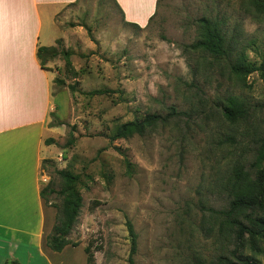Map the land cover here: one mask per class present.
I'll return each instance as SVG.
<instances>
[{
  "label": "rangeland",
  "instance_id": "obj_1",
  "mask_svg": "<svg viewBox=\"0 0 264 264\" xmlns=\"http://www.w3.org/2000/svg\"><path fill=\"white\" fill-rule=\"evenodd\" d=\"M121 1L129 16L144 17L152 5ZM242 1L157 0L148 23L133 26L114 0H81L58 12L56 26H44L45 35L56 37L53 47L69 52L72 69L62 55L46 62L59 108L47 126L60 134L51 138L55 159L41 165L42 189L51 181L59 191L56 171L68 169L79 175L83 197L69 236L79 245L53 257L54 264H87V247L95 264H129L127 221L138 235L135 264L208 263L222 253L210 209L225 207L220 185L234 162L251 169L256 140L264 136V110L233 125L221 105L228 95L249 105L264 103V79L259 72L239 79L229 60L191 45L199 38L197 20L218 17L229 37L255 40L257 53L248 52L264 63V18L247 13ZM171 107L185 115L142 136L110 139L121 124L166 116ZM229 136L237 142L227 143ZM60 204L53 194L46 206L57 215ZM258 260L264 264V255Z\"/></svg>",
  "mask_w": 264,
  "mask_h": 264
},
{
  "label": "crops",
  "instance_id": "obj_2",
  "mask_svg": "<svg viewBox=\"0 0 264 264\" xmlns=\"http://www.w3.org/2000/svg\"><path fill=\"white\" fill-rule=\"evenodd\" d=\"M76 0H0V264H54L62 252L46 244L56 211L40 196L42 162L55 159L45 140L60 134L48 128L50 114L58 111L52 94L53 74L41 68L40 46L53 47L56 37L43 33L56 26L58 12ZM144 26L155 13L129 16ZM46 41V42H45Z\"/></svg>",
  "mask_w": 264,
  "mask_h": 264
},
{
  "label": "trees",
  "instance_id": "obj_3",
  "mask_svg": "<svg viewBox=\"0 0 264 264\" xmlns=\"http://www.w3.org/2000/svg\"><path fill=\"white\" fill-rule=\"evenodd\" d=\"M81 0H76L68 6H76ZM117 6L124 13L117 0ZM242 6L246 12L256 19L264 18V0H243ZM131 25L138 26L129 22ZM199 29L198 40L191 45L215 59L230 61L231 72L239 79H246L253 73L259 72L264 79V63L259 65L251 59L249 50L257 53L256 41L243 42L237 35L228 36L226 22L218 17L203 16L197 20ZM62 55L67 69H72V62L68 51H58L54 47L40 46L38 60L42 69L46 67L49 58ZM55 83L64 86L63 79H55ZM73 89V87H71ZM102 91H94L101 94ZM264 110V103L249 105L239 96L228 95L221 105L223 118L233 125H242L248 121L252 112ZM185 115L174 107L169 108L166 116L158 114L147 115L142 119L121 124L110 137L112 141L128 139L136 135L142 136L149 129L165 124L171 118ZM240 132V131H239ZM227 143L235 144L236 137L229 136ZM55 144L54 139H46L45 145ZM256 151L251 169L248 170L243 161L234 162L228 170L227 178L221 183L227 203L223 209H210L211 216L217 225V234L220 237L222 253L214 259L197 264H260L258 257L264 255V136L256 140ZM48 163L49 161H44ZM62 180L61 188L55 191L51 181L45 186L40 196L48 205L49 197L56 194L61 204L57 206L56 221L50 235L46 239L47 247L53 252H62L67 246L77 247L69 239L83 204V197L78 187L79 175L64 169L56 171ZM127 229L131 241L129 264H135L134 256L137 253L138 235L133 224L127 221ZM87 264H95V257L90 247L85 248ZM6 264H19L11 262Z\"/></svg>",
  "mask_w": 264,
  "mask_h": 264
}]
</instances>
